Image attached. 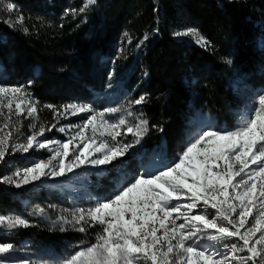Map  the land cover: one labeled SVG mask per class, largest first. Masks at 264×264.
<instances>
[{"label": "snow or ice", "instance_id": "6c2138e0", "mask_svg": "<svg viewBox=\"0 0 264 264\" xmlns=\"http://www.w3.org/2000/svg\"><path fill=\"white\" fill-rule=\"evenodd\" d=\"M94 3L86 0L79 11ZM7 10L11 12L12 6ZM22 21L19 17L17 23ZM174 35L191 36L201 47H211V41L195 28ZM146 99L141 95L127 107L99 112L84 104L69 103L61 109L44 105L53 111L54 119L90 114L80 125L59 127V132L71 133L65 142L41 139L57 125L46 128L36 123L38 101L26 87L0 85V163L9 154L33 149L51 153L47 160L4 176L2 182L19 188L45 176L61 177L125 156L147 134L148 121L141 116L130 124L124 116L115 121L106 117L133 116L131 109ZM25 119L32 121L26 137L21 131ZM125 134L134 137L132 143L118 139ZM60 219L81 233L89 227L101 229L94 243L75 251L63 264H264V94L236 128L202 129L171 163L153 164L142 174L118 182L111 195L79 209L71 220ZM28 226L29 221L20 216L0 214V229L11 232ZM13 251L12 243L0 242V258ZM0 264L10 262L0 259Z\"/></svg>", "mask_w": 264, "mask_h": 264}, {"label": "trees", "instance_id": "16d2710c", "mask_svg": "<svg viewBox=\"0 0 264 264\" xmlns=\"http://www.w3.org/2000/svg\"><path fill=\"white\" fill-rule=\"evenodd\" d=\"M6 2L20 11L25 25H0V63L7 71L0 85L26 87L38 101L46 128L55 121L44 105L61 109L76 100L90 102L105 91L112 61L123 90L133 100L147 98L138 105L148 121L146 148L157 143L149 138H162L168 158L180 149L182 116L191 107L230 122L228 110L239 105L230 88L233 78L264 89V52L257 48L256 25L263 0H95L84 12L79 11L82 0ZM190 27L211 47L174 36ZM14 196L0 186V211L18 205ZM36 235L25 229L19 239Z\"/></svg>", "mask_w": 264, "mask_h": 264}, {"label": "rangeland", "instance_id": "374dc122", "mask_svg": "<svg viewBox=\"0 0 264 264\" xmlns=\"http://www.w3.org/2000/svg\"><path fill=\"white\" fill-rule=\"evenodd\" d=\"M81 3L83 7L86 0H82ZM262 3H264V0ZM9 5L12 6L11 12L7 10V6ZM262 15V19L256 23L259 28L257 48L264 52V4ZM19 17L23 16L14 5L7 3L6 0H0V25L6 28L17 27L23 29V25H25L24 18L22 23H17ZM175 37L184 40L188 44L200 47V45L195 43V38L191 36ZM110 67V77L103 93L95 94L90 102L76 100L73 103L89 105L98 112L111 107H127L128 102L133 100V95L131 92L126 93L117 81V77L113 72V61ZM33 74H38L37 69H33ZM2 79L4 78H0V80ZM230 88L239 100L237 107L228 110L230 122H222L212 112L191 107L189 113L182 116V137L177 143V147L180 148L177 154L202 129L212 127L219 130H232L236 128L240 124L241 119L249 114L255 106V101L258 96L264 94V89L254 90L250 88L241 77L233 78L230 83ZM131 110L134 113L133 116H127L126 113H117L110 114L106 118L115 121L121 116H124L130 124L138 122L137 117L142 116L145 119L138 105L134 106ZM88 115L90 114L82 113L69 115L66 119L63 117L55 118L54 124L57 127L51 131H46L45 136L41 139L66 142L71 133L67 135L61 133L58 131L59 127L65 125H80ZM31 122L30 119L23 121L21 131L25 137L30 134L28 124ZM36 123L39 125L43 121L38 120ZM86 134L90 135V130H87ZM148 134L149 129L139 144L129 149L125 156L118 158L108 165H86L64 176H45L39 181H35L29 185H22L19 188L2 182V178L6 175H12L17 169L31 166L32 162H38L40 159L47 160L51 153L47 150L33 149L27 154L15 153L7 155L5 162L0 163V186L14 192V198H18V205L15 208L3 209L0 211V214L20 216L29 221V226L20 227L11 232L0 229V242H8L14 245V251L0 259H5L10 264H19L22 260H28L29 264H63L75 251L94 243L96 234L101 230L99 226L89 227L87 232L81 233L74 230L71 224L63 223L60 218L66 217L68 220H71L72 215L79 209L86 210L94 206L98 200H102L111 195L118 182L142 174L146 168H150L153 164L162 167L164 164L171 163L177 154L170 155L166 159V154H164L165 141L162 138L155 140V136L154 138H149V142L152 144L157 141L154 149H147V144L144 141L147 139ZM118 139L124 143H132L134 137L131 134H125L118 137ZM173 151H176V147ZM61 227H64L65 230L61 231ZM25 229H34V232L37 234L36 237L33 239H19L20 231ZM202 243L207 244L210 242L204 241Z\"/></svg>", "mask_w": 264, "mask_h": 264}]
</instances>
